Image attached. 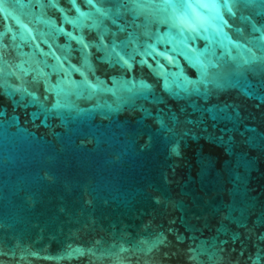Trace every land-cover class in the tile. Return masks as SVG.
Wrapping results in <instances>:
<instances>
[{"label":"water","instance_id":"95a60500","mask_svg":"<svg viewBox=\"0 0 264 264\" xmlns=\"http://www.w3.org/2000/svg\"><path fill=\"white\" fill-rule=\"evenodd\" d=\"M0 9V264H264V0Z\"/></svg>","mask_w":264,"mask_h":264},{"label":"snow or ice","instance_id":"6c2138e0","mask_svg":"<svg viewBox=\"0 0 264 264\" xmlns=\"http://www.w3.org/2000/svg\"><path fill=\"white\" fill-rule=\"evenodd\" d=\"M201 6H204V5H201ZM174 7H185V8H190L191 5L190 4H180V5H174ZM2 10V9H0Z\"/></svg>","mask_w":264,"mask_h":264}]
</instances>
